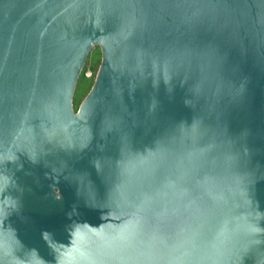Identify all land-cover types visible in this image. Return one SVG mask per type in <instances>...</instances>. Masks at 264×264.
<instances>
[{"label":"water","instance_id":"95a60500","mask_svg":"<svg viewBox=\"0 0 264 264\" xmlns=\"http://www.w3.org/2000/svg\"><path fill=\"white\" fill-rule=\"evenodd\" d=\"M0 264H264V0H0Z\"/></svg>","mask_w":264,"mask_h":264},{"label":"trees","instance_id":"16d2710c","mask_svg":"<svg viewBox=\"0 0 264 264\" xmlns=\"http://www.w3.org/2000/svg\"><path fill=\"white\" fill-rule=\"evenodd\" d=\"M100 59H101L100 49L99 47H94V49H92L90 53L88 54L86 61H85L86 66L82 69L80 76L76 83V87H75L74 94H73L74 112L77 111L80 103L85 98V96L88 94V92L90 91L93 85L94 77L96 75V70L93 65L95 63H98ZM89 60H91V62H89ZM89 63H90V66H89ZM87 65H88V69L90 68V71L92 72V78H86L85 76V72L86 70H88Z\"/></svg>","mask_w":264,"mask_h":264},{"label":"rangeland","instance_id":"374dc122","mask_svg":"<svg viewBox=\"0 0 264 264\" xmlns=\"http://www.w3.org/2000/svg\"><path fill=\"white\" fill-rule=\"evenodd\" d=\"M94 49V48H93ZM89 62H91V60H89ZM100 63H101V59H100V61L98 62V63H95L93 66L95 67V70H96V73H97V71H98V69H99V66H100ZM86 65L84 64V66H83V68L85 67ZM89 66H90V63H89ZM87 69H88V65H87ZM88 70H90V68L88 69ZM95 78V77H94ZM94 82V81H93Z\"/></svg>","mask_w":264,"mask_h":264},{"label":"built area","instance_id":"2783aa9c","mask_svg":"<svg viewBox=\"0 0 264 264\" xmlns=\"http://www.w3.org/2000/svg\"><path fill=\"white\" fill-rule=\"evenodd\" d=\"M85 76L86 78H92V72L90 70H86Z\"/></svg>","mask_w":264,"mask_h":264},{"label":"flooded vegetation","instance_id":"af4514ba","mask_svg":"<svg viewBox=\"0 0 264 264\" xmlns=\"http://www.w3.org/2000/svg\"><path fill=\"white\" fill-rule=\"evenodd\" d=\"M80 76V75H79ZM96 76V75H95Z\"/></svg>","mask_w":264,"mask_h":264}]
</instances>
